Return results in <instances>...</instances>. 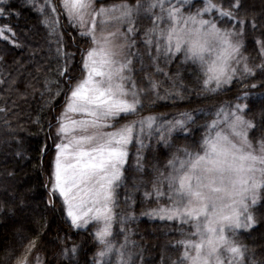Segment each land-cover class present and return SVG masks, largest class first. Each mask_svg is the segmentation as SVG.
<instances>
[{
  "label": "snow or ice",
  "instance_id": "1",
  "mask_svg": "<svg viewBox=\"0 0 264 264\" xmlns=\"http://www.w3.org/2000/svg\"><path fill=\"white\" fill-rule=\"evenodd\" d=\"M98 2L59 0L68 23L80 30L81 37L90 40V46L81 50L82 78L69 84L63 110L56 118L59 142L55 144L50 196L54 198L58 193L62 198L73 228L97 225L92 233L98 246L92 257L93 264H132L127 236L124 243L118 244L113 239L115 190L124 177L129 145L135 141L143 149L145 138L159 135V141L170 146L173 133H187L188 126L195 122L192 113L180 112L172 120L147 115L116 127L115 121L122 114L135 115L143 107L142 96L155 92L159 97V83L150 74L144 77L147 87L139 86L130 75L139 56L130 51L136 44L137 19L151 20L142 41L147 58L156 64L161 56L178 58L182 54L183 63L198 65L204 92L217 93L231 85L238 73L250 76L254 70L248 66L249 58L241 55L243 42L239 37L246 23L238 15L243 8L242 0L234 3L229 0L227 9L223 7V0L221 3L202 0V7L187 14L185 8L192 7L189 0H136L135 4L122 0L97 7ZM26 3L41 14L51 9L52 15L42 22L49 36L55 37L57 55L65 59L59 75L67 76L74 54L64 51L63 36L58 35L55 4L52 0H44L42 4L26 0ZM0 5H3L0 17L5 13L19 15L11 11L12 5L5 0H0ZM229 23L232 27L221 26ZM124 26L126 31H122ZM5 33H10L15 43L17 34L12 27H0V39L7 41L9 36ZM257 43L264 52V41ZM160 71L157 67V72ZM52 83L45 81L49 92ZM56 94L62 93L58 89ZM236 99H247V93ZM247 110V105L240 103L222 105L211 122L204 125L206 130L199 143L191 149H178L183 155L173 154L166 165L169 171H157L150 190L143 182L136 185L137 190L142 185L145 187L144 196L149 202L153 197L156 201V207L143 215L179 221L182 227L188 225L191 229L182 232L183 238L176 242L182 251L172 264H261L253 258L254 250L250 255L247 246L237 239L238 230L264 226V216L258 218L254 211L264 199L261 191L264 189V119L257 126L245 118ZM257 127L261 137L254 144L250 135ZM44 152L46 148L41 150ZM137 159L140 169L139 155ZM161 200L167 203H160ZM20 207H25L23 200ZM132 218L128 214L121 219L123 222ZM35 244V240L29 243L16 264H28V255ZM80 250V245L73 244L71 248L65 246L61 254L74 259Z\"/></svg>",
  "mask_w": 264,
  "mask_h": 264
},
{
  "label": "trees",
  "instance_id": "2",
  "mask_svg": "<svg viewBox=\"0 0 264 264\" xmlns=\"http://www.w3.org/2000/svg\"><path fill=\"white\" fill-rule=\"evenodd\" d=\"M5 3L11 4V11L19 15L8 16L5 13L4 17H0V27L8 25L17 34L15 43L10 33H5L9 40L0 39V109H4L0 111V262L6 246L14 241V234L23 233L29 242L36 241L34 248L42 255L45 264H93L92 257L96 251L93 228H73L63 218L60 207L48 201L50 191L46 183L47 156L52 151L50 129L55 123L56 110L66 99L70 83L67 76L72 72L76 75L79 70L82 47L76 35L80 32L76 27L73 29L59 12L58 0H52L58 10V35L63 36L64 51L74 54L68 64V75L60 76L59 71L65 67V59L57 55L55 37L48 35L40 12L28 5L26 0H5ZM37 3L40 4L39 0ZM242 3L240 13L246 23L241 36V54L249 58L247 63L254 70L252 75L238 73L231 85L224 86L217 93L203 91L202 77L198 68L193 66H185L174 72L168 68L166 71L171 75V82L163 88L159 82V97L156 94L154 97L159 100L147 109L161 116L174 106L192 113L194 117L195 122L190 124L191 130L179 137L178 141L189 139L192 146L198 144L202 138L201 130L204 129L202 114L212 112V107L217 103H229L245 93L246 114L257 126L264 119V68L260 67L264 61L261 46L257 43L264 41V0H242ZM16 43L21 46L16 47ZM46 80L53 81L49 85L50 92L45 87ZM252 85L257 87L252 88ZM58 89L62 94H56ZM251 136L261 137L259 127ZM151 139L143 149L135 141L129 145L131 149L123 170V182L116 191L113 208L116 216L114 233H126L133 246V259L138 264H157L163 244L160 236L155 235V229H152L154 221L142 214L149 199L145 198L141 190L143 185L139 190L136 189L137 182L133 176L141 170L137 168L138 159L135 155H140L139 164L143 166L140 172L146 179L154 177L152 156L161 161L165 158L163 153L167 151V144L160 142L157 135ZM44 148L46 152L42 154ZM5 153L10 156H5ZM141 160H146L150 166ZM261 191L264 196V189ZM21 200L24 201V208L20 207ZM254 211L258 218L264 216V199L258 202ZM128 214L134 218L122 222L121 218ZM171 226L175 228L174 224ZM189 231L182 229L178 239L183 238L182 232ZM237 239L247 246L250 255L254 250L253 258L264 264V226L241 231L237 233ZM73 244L81 246L79 254L74 259L65 258L61 254L62 249L65 246L71 248Z\"/></svg>",
  "mask_w": 264,
  "mask_h": 264
},
{
  "label": "rangeland",
  "instance_id": "3",
  "mask_svg": "<svg viewBox=\"0 0 264 264\" xmlns=\"http://www.w3.org/2000/svg\"><path fill=\"white\" fill-rule=\"evenodd\" d=\"M40 4L44 3V0H39ZM122 2V0H99V2L97 3V7H99L101 4L104 5H109V4H113V3H120ZM128 3L131 2V4H135L136 0H127ZM190 3H192V7L191 9L189 8H185V13L187 14L188 11H194L196 8L202 7V0H189ZM216 3H221V0H215ZM232 2L234 3L235 0H232ZM57 7L59 8V12H61V14H63V10L60 7V3L58 0L57 3ZM223 7L224 8H228L229 7V0H223ZM159 10L157 9V12ZM51 9H47V11L43 14L40 13V16L42 18V21L45 19L46 16H51ZM213 15H215V13H213ZM241 18H244L242 13L238 14ZM56 17L59 18L58 15V10L56 13ZM53 17V18H56ZM66 18V16H65ZM205 18H209L208 16H206ZM62 20V19H61ZM67 20V18H66ZM68 22V21H67ZM42 24L44 25V27L46 28V30L48 31V35H49V30L47 28V26L42 22ZM222 27L227 26V27H232V25L226 24V25H221ZM73 27V26H72ZM136 30H137V34L135 36V40H136V44L135 46H133L131 48V52L132 53H139V56L134 60V64H133V72L130 74L132 76V78L134 80L137 81L138 85L141 87H147V81H145L144 77L146 76V74H150L151 78L155 81H157L158 83L160 82V86L165 87L166 85H168L171 82V75H169V72L166 71L168 68L171 69L172 72L178 70L179 68L182 69L185 66H190V67H195L198 68V65L192 64L191 62H187V63H183L184 57L182 54H179L178 58L177 57H171V58H164L163 56H161L160 60L156 63L153 64L145 55V48L143 45V36H144V30L151 27V20L148 18H138L135 24ZM59 28H60V21H59ZM75 27H73L74 29ZM127 26H124V28L122 29V31H126ZM78 29V28H77ZM79 30V29H78ZM237 31H239V26H237ZM80 32V30H79ZM79 40H80V44L82 47V50L87 49L90 46V40L86 37H81L80 34L76 35ZM239 39L242 41L241 37H239ZM128 49H125V52H127ZM262 60L264 61V52H262ZM153 55H155V50L153 49ZM242 55V54H241ZM140 57H143V60L140 59ZM71 60V59H70ZM78 71L75 73L76 75H74V72L70 73V75L67 76V78L69 79V77H71L72 79L70 80L69 84H75L77 80L82 78L83 72H82V60H81V56L80 59L78 61ZM157 67L161 70L160 72H157ZM241 69L243 68V62L240 65ZM159 86V87H160ZM161 88L158 89V92L160 91ZM69 86H68V91H69ZM67 91V93H68ZM155 92H149L148 95L146 96H142V103H143V107L139 109V111L135 114V115H127V114H122V118H117V120L115 121L116 127H119L125 123H127L128 121H132V120H138L141 116H147V115H155L151 110L147 109L149 105L155 103L157 100L159 99H154ZM165 94L170 95L168 92H165ZM236 103H240L243 105H246V99H241V100H233L231 102H224V103H217L216 106H213L212 108L214 109L212 112L208 111V112H204V114H202V124L203 127L206 123L211 122V120L214 118V114L217 111L218 108H220L222 105H229V104H236ZM65 101L62 104L61 107H59V109L56 110V117H55V123H53V125L51 126L50 129V136H51V143H50V148H51V152L49 153V155L47 157H49L47 160V167H46V183L48 184V188L49 191L51 189V181H50V177H51V171H52V163L55 157V144L59 142V139L56 136V129H57V117L60 115L61 111L63 110ZM147 109V110H146ZM143 110V111H141ZM169 110L170 113H166ZM180 112H185L182 111L180 109H176V107L172 106L170 107L168 110L165 111V113H162L161 117H163L166 120H172L174 117L178 116V114ZM245 118L246 119H250V117L246 114V112L244 113ZM113 129H109V131H111ZM191 130V126H188V130L187 133ZM205 127L203 130H201V137L204 135L205 133ZM184 134H186L183 131L177 132V133H173V136L170 138V146L167 144V146L165 147L167 149L166 152L163 153V156L165 157L163 161L160 160V158H157L155 156H152V159L154 160L153 165L154 170H153V178H149L146 179L145 176L142 174V169L143 166L140 168L141 170H138L134 173V178L137 184H140L142 181H144L147 185V188L150 190L151 189V181L156 177L157 175V171L159 172H165L167 173L169 171V169L166 168L167 162L168 160L173 156V154L176 155H183V153L178 152V149L184 148V147H188V148H192V144L189 142V139H186V141L184 140H180L178 141L179 137H182ZM159 137V135H157V138ZM250 139L254 142V144L258 143L260 137H252L250 135ZM188 140V141H187ZM152 141V139H148L145 138L144 143L145 145H147V143H150ZM131 148H128V151ZM168 152V153H167ZM5 156H10L8 153H5ZM137 158L138 154L135 155ZM140 156V155H139ZM144 155H142L143 158ZM145 159V158H144ZM143 161V160H141ZM146 160L143 161V163H145ZM127 163V161H126ZM138 163V161H137ZM147 163V162H146ZM147 165L150 166V164L147 163ZM126 166V165H125ZM149 169V167H148ZM137 173H141L142 175L140 176L139 174L137 175ZM137 175V178L135 177ZM144 176V177H143ZM148 176V175H147ZM132 179V178H131ZM139 181V183H138ZM123 182V180H122ZM122 182L120 183V185L122 184ZM119 185V187H120ZM144 185V183H143ZM119 187L115 190V194L116 191L119 189ZM143 189V191L145 192V187L142 186L141 190ZM50 196V194H49ZM53 200L55 201V205H57L58 207H60V209L62 210V216L63 218L68 221L69 223H71V221L69 220V218L66 216V212L64 211L63 208V204H62V198L59 197V194L57 193V195L53 198V197H49L48 201L51 204L53 203ZM160 203H167L166 200H161ZM156 207V201L153 198H151V202L148 201V203L145 205V211ZM151 219L155 222H153L152 224H154V226H152L155 235H159L161 240L163 241L162 244V249L160 250L161 256L159 257V259L157 258V264H172L173 261H175L178 256L180 255V252L182 251V249H178L176 247V242L180 239H182L181 237L178 239V235H180V232L182 231V229H186V230H190V227L188 225H184L183 227L181 226V224L179 223V221L176 222H172V221H167V220H161L158 217H151ZM171 224H174L173 228L171 226ZM90 227L93 228V230L95 231L97 228V225L95 223H91L89 225ZM160 227V230H157V227ZM163 226V227H162ZM87 227V226H86ZM118 227V226H117ZM157 230V233H156ZM180 230V231H179ZM127 231V230H126ZM244 231L243 229L238 230V233ZM116 232L113 229V233ZM125 236L126 233L122 232V231H118L117 233H114V237L113 239L119 244V243H124L125 242ZM128 239V238H127ZM29 241L26 240V237L23 233H15L14 234V241L10 244H8L4 250V254L1 257V262L0 264H16V260L17 258L21 257L24 254L25 249L28 247L29 245ZM127 247L129 249V251H131L132 247H131V242L128 241ZM98 246L96 245V251H97ZM137 250V249H136ZM95 251V252H96ZM131 253H133V251H131ZM159 253V254H160ZM10 254V255H9ZM227 255V254H225ZM38 258V259H37ZM115 258L113 257V260ZM28 264H45L44 263V259L42 257V255L39 253L38 250H36L35 248L32 250V252L28 255ZM132 264H138V262L134 259H132Z\"/></svg>",
  "mask_w": 264,
  "mask_h": 264
}]
</instances>
